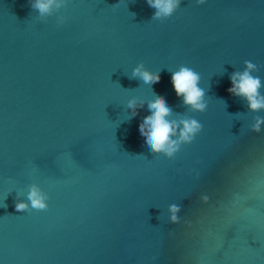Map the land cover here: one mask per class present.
Masks as SVG:
<instances>
[{"label":"water","instance_id":"water-1","mask_svg":"<svg viewBox=\"0 0 264 264\" xmlns=\"http://www.w3.org/2000/svg\"><path fill=\"white\" fill-rule=\"evenodd\" d=\"M0 264H264V0H0Z\"/></svg>","mask_w":264,"mask_h":264}]
</instances>
